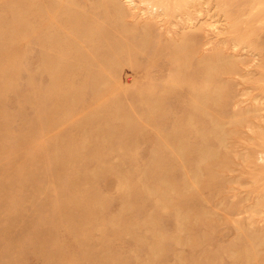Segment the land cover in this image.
Segmentation results:
<instances>
[{
  "label": "rangeland",
  "instance_id": "rangeland-1",
  "mask_svg": "<svg viewBox=\"0 0 264 264\" xmlns=\"http://www.w3.org/2000/svg\"><path fill=\"white\" fill-rule=\"evenodd\" d=\"M0 264H264V0H0Z\"/></svg>",
  "mask_w": 264,
  "mask_h": 264
}]
</instances>
